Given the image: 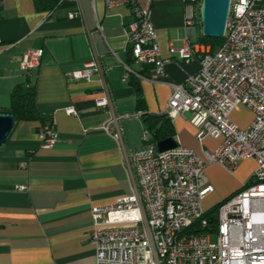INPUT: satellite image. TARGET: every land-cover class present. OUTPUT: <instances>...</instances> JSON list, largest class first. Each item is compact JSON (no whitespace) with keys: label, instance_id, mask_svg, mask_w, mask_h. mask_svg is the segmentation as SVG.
Returning <instances> with one entry per match:
<instances>
[{"label":"crops","instance_id":"1","mask_svg":"<svg viewBox=\"0 0 264 264\" xmlns=\"http://www.w3.org/2000/svg\"><path fill=\"white\" fill-rule=\"evenodd\" d=\"M43 1L0 4V109L10 107L14 88L25 78L24 53L44 50L41 65L31 76L43 119L15 121L0 147V264H97L90 240L92 211L131 193L128 159L144 144L146 127L132 78L139 82L147 111L166 113L170 85L187 86L201 68L198 58L186 61L170 49L196 43L202 27L186 26V0H141L156 28L161 55L170 59L165 83L156 84L142 78L149 75V68L132 58L126 44L131 7L109 9L105 0H64L53 8L52 2ZM72 12L79 15L70 18ZM95 58L103 74L94 73L90 81L71 78ZM125 66L131 70L126 79ZM103 97L109 105L98 107L96 101ZM70 107L77 116L66 113ZM248 112V124L232 120L247 127L253 119ZM191 118L185 114L172 119L174 140L206 162L205 152H214L221 141L208 137L200 143ZM46 124L58 133L52 149H44L39 137ZM23 161L26 168L20 166ZM214 168L233 180L222 183ZM255 168L251 159L240 162L233 173L219 164L207 165L206 175L215 188L210 194L213 201L220 203L241 189Z\"/></svg>","mask_w":264,"mask_h":264},{"label":"built area","instance_id":"2","mask_svg":"<svg viewBox=\"0 0 264 264\" xmlns=\"http://www.w3.org/2000/svg\"><path fill=\"white\" fill-rule=\"evenodd\" d=\"M186 1V26L202 27V0ZM105 3L109 9L132 8L126 44L132 58L149 68V75L142 78L164 84L170 59L161 55L156 28L141 0ZM78 15L72 12L69 17ZM202 47V43L187 42L170 49L186 61L198 58L201 68L189 77L187 86L169 84L173 92L166 114L172 119L190 114L200 143L208 137L221 143L214 152H205L204 162L184 147L160 152L145 130L144 144L128 159L131 193L92 211L90 240L97 264H264V0H231L222 46L213 53ZM43 55V49L24 53L25 78L39 69ZM125 68L124 79L131 71ZM94 73L103 74L96 58L71 78L90 81ZM96 105L104 108L109 100L99 98ZM239 107L253 114L244 128L231 118ZM66 113L78 115L73 107ZM39 137L44 149H52L58 133L55 126L46 124ZM250 159L256 162L251 180L222 202L211 225L202 207L215 191L205 172L207 165L219 164L233 173L240 162ZM20 166L26 168L27 162Z\"/></svg>","mask_w":264,"mask_h":264},{"label":"trees","instance_id":"3","mask_svg":"<svg viewBox=\"0 0 264 264\" xmlns=\"http://www.w3.org/2000/svg\"><path fill=\"white\" fill-rule=\"evenodd\" d=\"M47 1L52 2L53 8L58 7V5L63 2V0H44L43 3H46ZM49 6L50 5H47V7ZM197 42L211 45L213 49L212 52H215L222 46L224 38L214 39L202 35L198 38ZM31 76L24 78L23 82L19 83L14 88L11 94L10 107L0 109V114L13 115L16 122L43 119L36 108V86L32 84ZM132 84L137 96V108L142 112L141 117L146 130L150 133V143L157 145L165 139H175L172 118L166 113L152 114L148 112L144 96L136 78H132ZM222 202L216 204L213 209L207 211L205 214V217L209 219L211 225L216 223L217 211Z\"/></svg>","mask_w":264,"mask_h":264},{"label":"water","instance_id":"4","mask_svg":"<svg viewBox=\"0 0 264 264\" xmlns=\"http://www.w3.org/2000/svg\"><path fill=\"white\" fill-rule=\"evenodd\" d=\"M231 0H203L201 5L202 35L208 38L223 39L230 12ZM15 126V118L10 114H0V147L7 140ZM178 143L165 139L157 144L158 150L164 152L177 148Z\"/></svg>","mask_w":264,"mask_h":264},{"label":"rangeland","instance_id":"5","mask_svg":"<svg viewBox=\"0 0 264 264\" xmlns=\"http://www.w3.org/2000/svg\"><path fill=\"white\" fill-rule=\"evenodd\" d=\"M203 1V0H202ZM203 44V43H202ZM204 47H208V52L210 53H213V49H212V46L211 45H206V44H203ZM205 51L206 48H205ZM249 110L243 108V109H238L236 110L235 112L232 113V119L237 122L240 126H244L246 124H248L251 120V114L250 112H248ZM214 170L219 173V179L222 183H230L233 179L228 176L226 173H224V171H218L217 168H214ZM253 176V175H252ZM213 198L214 196L210 195L208 197H206V200L203 201V204H202V207L205 211H209L211 209L214 208V206L218 203V201H216L214 199L213 201ZM220 202V201H219ZM214 240V239H213Z\"/></svg>","mask_w":264,"mask_h":264}]
</instances>
